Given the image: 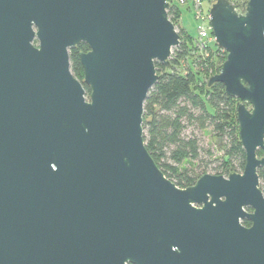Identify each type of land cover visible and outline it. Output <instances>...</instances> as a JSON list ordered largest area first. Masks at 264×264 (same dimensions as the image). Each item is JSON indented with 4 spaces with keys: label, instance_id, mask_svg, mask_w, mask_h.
<instances>
[{
    "label": "water",
    "instance_id": "95a60500",
    "mask_svg": "<svg viewBox=\"0 0 264 264\" xmlns=\"http://www.w3.org/2000/svg\"><path fill=\"white\" fill-rule=\"evenodd\" d=\"M168 8L0 0V264H264V0L210 3L226 58L207 84L239 100L245 162L185 188L143 139L154 62L169 67L180 41ZM81 42L79 81L69 50Z\"/></svg>",
    "mask_w": 264,
    "mask_h": 264
},
{
    "label": "trees",
    "instance_id": "16d2710c",
    "mask_svg": "<svg viewBox=\"0 0 264 264\" xmlns=\"http://www.w3.org/2000/svg\"><path fill=\"white\" fill-rule=\"evenodd\" d=\"M229 2L242 11L247 0ZM167 14L174 24L171 17L176 14L175 9L169 7ZM182 32L178 31L180 38ZM87 49V45L81 42L69 50L70 70L79 81L83 79L79 53ZM188 50V43L180 39L179 44L172 49L169 67L159 61L154 62L158 78L143 104L145 147L163 174L180 188L193 185L205 173L204 168L207 166L206 163L201 171L196 172L183 165L185 161L201 160L197 138L183 134L187 124L196 125L200 129L207 126L212 128L215 143L223 156L211 174L227 176L231 172L242 171L245 162L236 120L235 103L238 99L227 95L220 82H214L210 86L207 84L208 78L220 69L216 67L218 56L202 60L199 71L189 67L181 72L178 65L188 56ZM199 72L204 74L206 82L197 90L194 85L196 80H201L197 75ZM82 84L85 95L89 96L90 88ZM257 173L264 195V167L258 168Z\"/></svg>",
    "mask_w": 264,
    "mask_h": 264
},
{
    "label": "rangeland",
    "instance_id": "374dc122",
    "mask_svg": "<svg viewBox=\"0 0 264 264\" xmlns=\"http://www.w3.org/2000/svg\"><path fill=\"white\" fill-rule=\"evenodd\" d=\"M169 2V7H173L176 11V14L172 16L174 26L176 31L182 32L181 40L186 41L189 45V54L186 58L180 61L178 65V70L184 72L187 68L191 67L194 71L201 70L200 62L202 60H207L215 55L218 56L217 60V69L221 67L223 61L226 58V51L224 49L218 48L215 44L214 37L209 25V19L204 22L206 27V36L202 38L203 45L198 43V39L195 38L196 26L199 25V22L196 20L195 11L196 8L193 5L192 0H184V3H180L179 0H167ZM212 0H200L202 7L205 8V15H208V8ZM209 5V6H208ZM168 10V9H167ZM242 9L241 12H243ZM191 36H190V35ZM36 44V41H35ZM203 63V62H201ZM217 73V72H216ZM200 77V81L196 80L194 87L198 90L202 87V83L206 82L204 74L199 72L197 74ZM88 97V96H86ZM239 100L236 101L237 105ZM249 109L251 106L247 105ZM184 136H195L199 145V153L201 160L185 161L184 166L190 171L199 172L205 166V173H213L214 167L219 164V160L223 156V152L218 149L217 144L215 143L214 136L212 133L211 126H207L205 129H200L196 125L187 124V127L183 131ZM263 155L262 150L259 151V157ZM210 160V161H209ZM242 172V171H238Z\"/></svg>",
    "mask_w": 264,
    "mask_h": 264
},
{
    "label": "built area",
    "instance_id": "2783aa9c",
    "mask_svg": "<svg viewBox=\"0 0 264 264\" xmlns=\"http://www.w3.org/2000/svg\"><path fill=\"white\" fill-rule=\"evenodd\" d=\"M179 2L180 3H184L185 1L184 0H179ZM192 2H193V5L196 8V11H195L196 20L199 22V25L196 26L195 38L198 39V43H201V45H203L202 38L204 36H206V27L204 26V22L207 19H209V15H205V13H204L205 9L202 7V4H201L200 0H192Z\"/></svg>",
    "mask_w": 264,
    "mask_h": 264
},
{
    "label": "flooded vegetation",
    "instance_id": "af4514ba",
    "mask_svg": "<svg viewBox=\"0 0 264 264\" xmlns=\"http://www.w3.org/2000/svg\"><path fill=\"white\" fill-rule=\"evenodd\" d=\"M245 210L248 211V212H250V211H251V208L246 207ZM241 223H242L244 226H249V225H250V222H249L247 219H243V220H241Z\"/></svg>",
    "mask_w": 264,
    "mask_h": 264
},
{
    "label": "crops",
    "instance_id": "0c3cea01",
    "mask_svg": "<svg viewBox=\"0 0 264 264\" xmlns=\"http://www.w3.org/2000/svg\"><path fill=\"white\" fill-rule=\"evenodd\" d=\"M210 4V3H209ZM209 6V5H208ZM205 9V8H204Z\"/></svg>",
    "mask_w": 264,
    "mask_h": 264
}]
</instances>
